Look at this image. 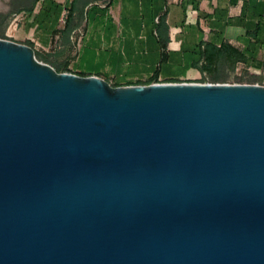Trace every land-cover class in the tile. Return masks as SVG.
Here are the masks:
<instances>
[{
  "label": "water",
  "instance_id": "1",
  "mask_svg": "<svg viewBox=\"0 0 264 264\" xmlns=\"http://www.w3.org/2000/svg\"><path fill=\"white\" fill-rule=\"evenodd\" d=\"M0 264H264V85L114 87L0 38Z\"/></svg>",
  "mask_w": 264,
  "mask_h": 264
},
{
  "label": "crops",
  "instance_id": "2",
  "mask_svg": "<svg viewBox=\"0 0 264 264\" xmlns=\"http://www.w3.org/2000/svg\"><path fill=\"white\" fill-rule=\"evenodd\" d=\"M13 40L110 84L197 82L206 44L232 47L264 85V0H31ZM234 70V71H233Z\"/></svg>",
  "mask_w": 264,
  "mask_h": 264
},
{
  "label": "trees",
  "instance_id": "3",
  "mask_svg": "<svg viewBox=\"0 0 264 264\" xmlns=\"http://www.w3.org/2000/svg\"><path fill=\"white\" fill-rule=\"evenodd\" d=\"M18 12L19 13L22 12L21 9H19ZM0 37L2 39H7L4 31L0 33ZM26 44L34 47L31 42H28ZM35 53H36L37 58L40 61L50 64L46 58L41 57L37 52ZM240 59H243V57H240V55L232 47L228 45H222L220 48H215L212 45L206 44L204 47V51H203V60L205 61V64L202 67V71L205 74L207 73L210 74L211 82L226 83L229 78L228 70H232L235 64ZM51 66L53 65L51 64ZM53 67L58 72H68L63 67H60V66H56V67L53 66ZM77 75L85 76L81 74H77ZM154 82H159V81L157 79H153L146 83L139 82V83L128 84V85H148ZM174 82H179V81H174ZM199 82H202V81H199ZM111 85L114 87L124 86V85H118V84H111Z\"/></svg>",
  "mask_w": 264,
  "mask_h": 264
},
{
  "label": "rangeland",
  "instance_id": "4",
  "mask_svg": "<svg viewBox=\"0 0 264 264\" xmlns=\"http://www.w3.org/2000/svg\"><path fill=\"white\" fill-rule=\"evenodd\" d=\"M30 1L31 0H0V33L4 31L6 36V31L13 15L20 14L18 10L27 6ZM228 77L226 83H247L249 81V79L246 78V73L243 76L238 77L234 72L228 71ZM199 81H202L201 83H213L211 82L210 74L208 73L202 75L201 79L197 82Z\"/></svg>",
  "mask_w": 264,
  "mask_h": 264
},
{
  "label": "built area",
  "instance_id": "5",
  "mask_svg": "<svg viewBox=\"0 0 264 264\" xmlns=\"http://www.w3.org/2000/svg\"><path fill=\"white\" fill-rule=\"evenodd\" d=\"M22 21H23V15L22 14L13 15L12 20H11V22L7 28V31H6L7 39L13 40L14 33L18 29V26ZM235 74L238 77H241L245 74V70H244L243 65H241V64L237 65V67L235 68Z\"/></svg>",
  "mask_w": 264,
  "mask_h": 264
}]
</instances>
